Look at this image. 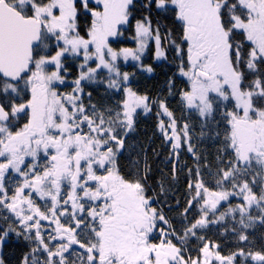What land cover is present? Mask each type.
<instances>
[{
	"label": "snow or ice",
	"instance_id": "obj_1",
	"mask_svg": "<svg viewBox=\"0 0 264 264\" xmlns=\"http://www.w3.org/2000/svg\"><path fill=\"white\" fill-rule=\"evenodd\" d=\"M90 2L0 0V209L16 218L4 235L16 231L35 243L22 264H264V252L244 247L250 230L264 226V0H149L148 6L173 12L182 28L180 43L170 34L163 38L175 48L188 82L181 104L199 119L201 136H211L217 116L216 128H223L221 166L212 172L204 163L215 178L216 190H210L191 126H179L159 102L168 123L161 118L158 128L177 157L173 179L182 148L196 163L194 181L188 169V189L195 194L179 231L146 194V162L142 169L134 161L130 177L118 168L137 109L150 108L146 96L128 87L129 73H121L117 61H139L149 41L156 58L164 57L159 28L153 30L147 17L138 20L137 47L114 51L109 38L129 23L134 0ZM80 8L91 16L86 36L77 23ZM69 57H82L79 75L72 91L61 93ZM105 70L108 89H123L124 99L115 108L86 107L82 82H97ZM22 118L26 122L16 130ZM6 180L14 182L11 189ZM222 202L229 205L224 212ZM194 206L198 215L189 221ZM226 221L225 231L240 245L227 256L201 235ZM157 229L160 243L152 240ZM192 238L202 247L197 256H185Z\"/></svg>",
	"mask_w": 264,
	"mask_h": 264
},
{
	"label": "trees",
	"instance_id": "obj_2",
	"mask_svg": "<svg viewBox=\"0 0 264 264\" xmlns=\"http://www.w3.org/2000/svg\"><path fill=\"white\" fill-rule=\"evenodd\" d=\"M148 5L149 0H134L129 23L120 29L119 35L109 39V46L114 51H119L121 48L135 49L137 47L134 39L136 22L147 17L151 21L153 30L159 28L162 38L161 44L165 52L164 57L157 59L155 55L156 47L153 42H149L139 61L132 59L125 61L122 57L117 61L119 62L117 66L121 73H129L128 87L137 95L146 96L150 108L148 112H145L143 108L137 109L134 127L127 133L123 154L118 156V168L121 175L130 177L136 171L133 164L134 161L139 159L142 162V169L145 168L143 162H146V178L143 181L146 194L153 199V206L162 209L164 215L179 231L183 227L181 220L184 219L181 213L188 207V201L195 194L194 191L190 193L188 189L190 179L188 169L191 168L193 170L191 179L194 181L196 163L193 156L187 152L186 147L182 148L179 154V164L176 166L175 179H173V163L177 157L171 154V145L164 140L158 128L161 118L166 124L168 123V117L163 115L162 110L159 108V102L163 101L168 109L173 112L179 126L182 127L185 122L191 126L192 143L201 157V172L203 173L205 184L210 190H216L215 178L208 174L209 168L204 167V163L206 162L210 166L212 172H215L217 167L221 166L218 159V149L221 147L223 139V128H216V124L219 121V116H217V120L211 122L213 129L211 136H201L199 119L195 114H189L181 104L180 95L182 90L188 88V82L179 73L181 60L177 56L175 48L169 42H165L163 38L170 34V39L180 43L182 28L175 20L173 12L163 13L156 9L154 3L150 6ZM83 12V8H80L77 23L81 35L86 36L87 26L91 24V16L90 13L84 15ZM81 60L82 57L78 59V61ZM64 64L66 71L70 73L66 74V71L63 73L65 82L59 85L57 90L61 93H70L74 86L72 75L76 69L70 67L66 61H64ZM92 66L94 67L95 65L92 64ZM147 67H151L152 71H146ZM107 76L108 74L105 70L97 77V82H82L83 94H85L83 103L86 107L96 105L97 108H115L124 99L123 89H108ZM158 113H160V116H158ZM25 122L26 118L20 119L17 122L18 128L16 130L23 127ZM207 131L205 129L206 133ZM216 131L221 133L219 140L215 138ZM219 155L221 159H227L222 153ZM144 175L145 172L142 171L141 176ZM161 185L164 188L163 192H161ZM230 199L232 204L238 202L237 198ZM228 206V203L222 202L220 212H224ZM4 211L0 209V218L3 217L2 215H6L3 214ZM197 215L198 207L194 206L188 213L187 219L191 221ZM5 222L6 225L1 226L0 224V237L4 239L2 230L8 228L9 224L13 222L12 217ZM229 224L230 222L226 221L221 224L210 225L209 228L201 232V235L206 240L218 244L220 253L225 256L236 251L238 246H240L237 238L230 231H225V227ZM6 236L4 243H0L2 256L8 264H19L16 231H9ZM249 241L250 245H244L246 251L250 248L252 251L264 252V226L258 225L254 231L250 230ZM157 242H160L159 237ZM173 242L177 243L175 238H173ZM186 247L188 251L185 252V256L191 255L195 257L199 254L202 242L192 238ZM249 264H253V262L249 261Z\"/></svg>",
	"mask_w": 264,
	"mask_h": 264
},
{
	"label": "flooded vegetation",
	"instance_id": "obj_3",
	"mask_svg": "<svg viewBox=\"0 0 264 264\" xmlns=\"http://www.w3.org/2000/svg\"><path fill=\"white\" fill-rule=\"evenodd\" d=\"M29 96H30V93L28 94ZM85 94H83L82 95V100H83V96H84ZM22 119H25V118H22ZM6 184L9 186V188L11 189L12 187H10V185L12 184V186L14 185V182H11V181H8V180H6ZM9 194L11 195V190H10V192H9ZM37 199V202L43 207V201H40L39 200V198H36ZM6 215L4 216V215H2L3 217H1L0 218V224H1V226H3V225H6L5 223V221H7V219H5V217H8V218H10V217H12V220H13V222L15 221V217L11 214V213H9V212H6L5 213ZM11 215V216H10ZM43 224H45V225H47V221H44V222H42ZM160 234V233H159ZM25 235L26 234H21V235H17V233H16V238L18 239V258H19V264H22V259H23V257L25 256V254H29L30 253V251H31V248L32 247H35V243L34 242H32V241H29V240H27L26 238H25ZM155 236V235H154ZM47 239H48V236H47V233L45 232V240L47 241ZM77 247V249H78V246H76ZM78 251H82V250H79L78 249ZM0 254H2V249L0 250ZM17 254V253H16ZM37 255L38 256H40V258L41 259H43L44 257H43V255H41L40 253H37ZM0 260H3V262H4V264H8V263H6V260L4 259V257L2 256V258H0Z\"/></svg>",
	"mask_w": 264,
	"mask_h": 264
},
{
	"label": "rangeland",
	"instance_id": "obj_4",
	"mask_svg": "<svg viewBox=\"0 0 264 264\" xmlns=\"http://www.w3.org/2000/svg\"><path fill=\"white\" fill-rule=\"evenodd\" d=\"M90 7H95V0H91V2H90ZM84 11V10H83ZM125 25H122V26H120V29L121 28H123ZM87 27H89V25L87 26ZM87 30L88 29H86V33H87ZM86 33H85V35H86ZM110 38H112V37H110ZM109 38V39H110ZM149 42H153L154 43V41H149ZM54 43V42H53ZM154 45H155V43H154ZM155 47H156V45H155ZM52 54H54V51L52 52ZM123 58V57H122ZM78 59L79 58H76V59H71V57H69V58H67L65 61L70 65V67H74L76 70H74L75 71V73L72 75V77L74 78L73 80H75L76 78H77V76L79 75V64H80V62L81 61H78ZM129 59H131V58H129ZM72 60H75V61H72ZM119 62H117V64H118ZM76 66H77V68H76ZM49 70H52V69H49ZM70 72H68V71H66V74H69ZM70 76V75H69ZM73 80H71V81H73ZM140 109V108H139ZM10 187H12V184L10 185ZM7 211H4L3 212V214H5ZM158 232H159V229H157L156 230V232L153 234V237H152V240H153V242L154 243H160V242H157V238L159 237L160 238V234L158 235ZM155 235V236H154ZM4 237H5V239H6V235H4ZM5 239L3 238V239H1L0 241V243L2 244V243H4V241H5ZM161 239V238H160ZM0 258H2V254H0Z\"/></svg>",
	"mask_w": 264,
	"mask_h": 264
}]
</instances>
